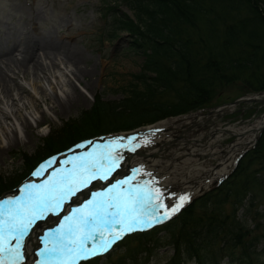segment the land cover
<instances>
[{"label":"trees","instance_id":"obj_1","mask_svg":"<svg viewBox=\"0 0 264 264\" xmlns=\"http://www.w3.org/2000/svg\"><path fill=\"white\" fill-rule=\"evenodd\" d=\"M121 3L132 17L118 12L119 1L102 14L111 16L109 36L115 35L117 29L129 35L127 49L143 58L140 72L127 85L120 100L96 99L77 118L62 122L55 132L49 131L40 139L42 146L32 160L24 162L25 167L29 168L35 159L49 151L63 149L81 138L130 129L207 105L214 88L233 69L237 73L241 69L250 71L243 81L227 84L236 88L233 96L264 89V75L259 76L251 68L252 64L256 69L264 65V0H122ZM194 31L203 33V38L194 37ZM208 39L213 40V46H209L212 52L201 54ZM262 158L264 131L229 177L161 228L128 237L120 244L125 247L124 252L115 254L108 263L126 264L128 260L130 264H139L140 258L136 257L140 253L146 262L152 255L150 248L160 240L159 232H163L165 245L172 249L169 264L191 260L196 264H216L219 259L230 264H264V223L259 221L264 217V203L257 207L252 179L238 183L250 161ZM3 187L0 184V191ZM225 202L230 204L227 212L222 206ZM239 208L240 215L236 217ZM258 243L261 247L256 251Z\"/></svg>","mask_w":264,"mask_h":264},{"label":"rangeland","instance_id":"obj_2","mask_svg":"<svg viewBox=\"0 0 264 264\" xmlns=\"http://www.w3.org/2000/svg\"><path fill=\"white\" fill-rule=\"evenodd\" d=\"M114 1H119L120 3V0H0V45L2 47H11L9 34L18 32L19 30L18 33L22 34V31L24 33V31L31 30V33L34 35L35 33L43 36L49 35L62 43H66V46H68L70 50L76 52L78 61V64L73 66L63 60L61 55L45 59L38 54L40 51L36 50L39 55L41 70L33 71L28 64L27 71H25L24 75L21 73L16 74L15 69H13V71H6V75L11 80L14 79L19 87L11 84L9 93H3L0 89L1 187L5 186L11 188V184L14 182L17 184V181L25 176L28 168L25 167L24 162L32 160L38 147L42 146L40 139H43L49 131L59 130L62 122L77 118L81 112L88 110L96 99L98 101L120 100L125 95L124 91L127 85L133 82L135 80V75L140 72L143 58L127 49L130 40L127 33L120 30L117 35L112 37L108 36L105 31L109 28V19L107 16L106 18L99 17V6L109 7ZM118 5V8H120L119 11H126L129 17H132L131 11L126 9L123 4ZM193 34L194 37L199 36L201 38H203L204 35L197 31H194ZM116 36L118 37L115 38ZM205 43L207 44V48L204 47L201 54L208 55L212 52L209 46H211V44L213 46V40L208 39ZM11 51L12 55L19 57L17 49L13 47ZM214 52L215 51H213V54ZM216 52L218 53L219 51L217 50ZM259 53L260 51L258 54ZM75 68L80 70L82 73L81 76L73 75ZM251 68H253V70L255 69L256 74L263 77L264 65L256 69L255 64H252ZM238 71L239 73L235 72L233 69L228 76H225V80L219 83V87L214 88V93H212L210 98L206 101L213 103L215 101L224 100L225 98L228 99L236 94V88L227 84L243 81V76L246 77L250 74V71L247 69ZM257 80L261 82L262 79L257 77ZM71 86L76 88L80 93L81 97L79 99L68 95L71 92ZM65 96L68 97L71 104L66 105L65 110H60L54 100L57 98L59 101L65 103ZM255 99H264V94L258 95ZM199 107L200 106H197L198 109L195 107L196 110L194 108L190 110H192L191 112L197 111L199 113L207 112L206 107ZM262 111H264V105L258 103V101H253L237 105L232 111L228 110L222 114L216 112L215 116L205 120L206 122L204 121L205 127H203L204 124L200 127H203L205 130L203 129L197 132L195 137L202 132L209 131L210 128L216 125H220L223 128L230 126L237 128L245 126L246 124L253 125L262 114ZM24 123H27L28 127H23ZM152 123H144L141 124V126L150 125ZM244 131L245 130H242V132ZM175 133L176 134L173 136L181 134L179 132ZM242 135L245 136V133ZM245 137L249 138L250 135H246ZM240 138L241 136L239 139ZM171 139L172 138H170L169 141H171ZM235 139L238 138L231 134L224 133L220 138H217L216 141H213L210 147L215 148V146L218 145L223 148ZM242 141L243 140L240 139V142ZM149 144L151 148L153 143ZM198 144L200 143L198 142ZM202 149L206 150V148ZM215 150L218 151L217 148H215ZM49 152L51 153V151ZM188 153H192V150L187 151V154ZM12 155L15 157L12 158ZM220 155L223 156V154H216L214 156L220 157ZM214 156L213 158H209L205 155L202 159L201 157H196V159L199 160L200 158V160H204L203 165L207 167L208 164H213L216 161ZM181 161L183 160L181 159L179 162H176V165H178L176 167L177 170H180L182 167ZM251 161L246 172L239 178L238 183L244 182V180L247 182L250 179L254 181L253 190L257 193V207L259 208L261 204L264 203V158ZM188 164L190 165L191 162H187L185 165ZM185 165H183V167H185ZM197 176L201 177L202 171L201 173L198 171ZM177 177L178 176H176V179ZM193 178L194 177L190 176L186 181L181 178L176 180V183L188 182L193 180ZM129 179L130 177H127L125 181L127 180L130 182ZM238 183L236 184V190H238ZM156 187L164 194L163 203L165 207L159 210H166L170 203L174 201L172 196H170L173 193V189L171 187H169L170 189L160 186ZM206 190L207 187L204 192ZM1 194L5 193L2 192ZM167 197H170V199ZM177 197H179V195ZM222 206L226 212L229 211L230 204L228 202H225ZM195 211H197V208ZM240 211V208L236 211V217L240 215ZM259 221L264 223V217ZM158 236L160 240L155 242V247L150 248L152 255L148 256L146 261L147 264H169L168 260L172 249L168 245H165L166 240L162 239L166 236L165 233L159 232ZM127 239L128 238L124 239L123 242ZM118 244L120 243L114 246L116 247ZM119 246H117L119 248L115 249L111 246L112 249H109L110 251L108 254L113 252L109 257L108 254H105L93 261H95L96 264H109V260L113 259L115 254L124 252L123 250L125 247L123 245ZM260 247L261 244L258 243L255 250L257 251ZM123 257L128 256L124 255ZM136 258H140V261H143L145 256L140 253ZM125 263L130 264L128 260H126ZM257 263H259V260H257ZM187 264L195 263L188 262ZM219 264L227 263L220 261Z\"/></svg>","mask_w":264,"mask_h":264},{"label":"bare ground","instance_id":"obj_3","mask_svg":"<svg viewBox=\"0 0 264 264\" xmlns=\"http://www.w3.org/2000/svg\"><path fill=\"white\" fill-rule=\"evenodd\" d=\"M18 32L9 34V39H11L10 46L18 50L19 57L11 54V47H2L0 45V89L3 93H9L11 84L16 87L18 86L14 79L11 80L6 75V71H13L15 69L16 74L21 73L24 75L28 64L33 71L41 70L39 55L45 59L61 55L63 60L69 63V65L76 66L78 64L76 52L70 50L66 46V43H62L49 35L43 36L37 33L34 35L28 30L24 34ZM36 50L40 51L39 55ZM81 74L80 70L74 69V76H81ZM68 95L77 99L81 97L80 93L73 86H71V92ZM65 97V103L59 101L57 98L54 100L60 110H65L66 105L71 104L68 97ZM213 114L210 116L213 117ZM209 117L207 118V114H191L176 119L155 122L130 131L110 133L76 145L70 151L65 152L63 157L71 158L72 153H80L84 157L91 156L94 161L101 162V164L95 163L103 171L107 165L103 156L105 152L110 150L116 159L117 166L108 173L107 179H95L94 183L106 188L108 191L120 185H123V188L135 187L136 185L150 186L153 191L158 189L156 186L162 188L171 187L173 193L170 196H172L174 201L170 203L166 210H159L163 214L164 211L169 209L171 211L175 208L184 197L188 199L195 192L207 187V173L210 164H208L209 167H205L203 165L204 160H200V158L197 160L196 157H201L202 159L206 155L209 158H213L216 154H222L220 146H215L218 151L210 147L213 141L220 138L225 131L232 133L238 139L232 141L233 143L226 149L228 151L231 145V148H234L241 143L239 137L243 134L241 133L242 130L251 132V129L258 127L262 121V116H260L253 125L246 124L237 128L231 126L223 128L220 125H216L210 128L209 131L202 132L195 137L197 132L204 129L205 120H208ZM202 124H204L203 127H200ZM23 127H28L27 123H24ZM175 132L181 134L173 136L176 134ZM170 138H172L171 141H169ZM14 140L16 141L15 138ZM113 141H119V144L112 149L106 148L107 145H112ZM149 143H153L151 148ZM202 148H206V150ZM189 150H192V153L187 154ZM214 158L218 159L219 157L214 156ZM181 159L183 160L180 162L182 167L180 170H177L176 167L178 165H176V162H179ZM187 162H191V164L185 165ZM225 167L226 164H223L220 168L223 171ZM198 171L199 173L202 171L201 177L197 176ZM217 174L215 173L214 176ZM176 176H178L177 179ZM190 176L194 177L193 180L176 183V180L183 178L186 181ZM127 177H130V182L126 180L128 183L125 184L124 182ZM177 194L179 197H177ZM167 198L170 199V197ZM6 201V197L0 198V204ZM54 217H56V214L53 216L48 214L44 219L29 228L22 242V259L17 264H44L45 258L39 254L44 248L41 244L43 228L48 226ZM15 243V240H10L8 247H14ZM52 264H56V262L53 261Z\"/></svg>","mask_w":264,"mask_h":264},{"label":"snow or ice","instance_id":"obj_4","mask_svg":"<svg viewBox=\"0 0 264 264\" xmlns=\"http://www.w3.org/2000/svg\"><path fill=\"white\" fill-rule=\"evenodd\" d=\"M118 144L119 141H113L106 148L112 149ZM103 159L107 165L101 171L91 156L78 157L72 161L73 173L61 175L58 180L50 179L40 188L29 185L22 199L0 204V264H17L22 259L23 239L36 220L43 218L45 213L58 215L63 202L89 181L108 178V173L117 166L116 159L110 150L104 153ZM163 195L150 186L123 188L120 185L110 189L107 196L93 197L83 209L68 217L60 229L47 234L45 246L39 253L45 258L44 264L53 261L74 264L80 259L103 254L127 233L169 219L187 199L184 197L171 211L161 214L159 209L165 207ZM97 238L99 243H95ZM10 240L16 241L14 247H8ZM49 242L52 247L48 246ZM89 242H93L92 247L87 246Z\"/></svg>","mask_w":264,"mask_h":264},{"label":"water","instance_id":"obj_5","mask_svg":"<svg viewBox=\"0 0 264 264\" xmlns=\"http://www.w3.org/2000/svg\"><path fill=\"white\" fill-rule=\"evenodd\" d=\"M246 101H258V102L264 104V99H247V98L246 99L245 98H239V99H236L235 101H233L232 103L236 104L239 102H246ZM214 110L215 109L209 110L207 112V116L209 117L210 115H212L214 113ZM263 125H264V112L262 113V121H261L260 125L255 129L252 139L243 143L245 145L244 149L247 148L249 146V144H251L255 141V139L258 137L259 133L261 132Z\"/></svg>","mask_w":264,"mask_h":264}]
</instances>
